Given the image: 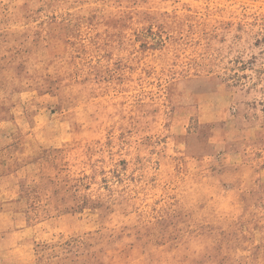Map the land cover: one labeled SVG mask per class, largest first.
<instances>
[{
  "label": "rangeland",
  "instance_id": "374dc122",
  "mask_svg": "<svg viewBox=\"0 0 264 264\" xmlns=\"http://www.w3.org/2000/svg\"><path fill=\"white\" fill-rule=\"evenodd\" d=\"M0 264H264V0H0Z\"/></svg>",
  "mask_w": 264,
  "mask_h": 264
}]
</instances>
